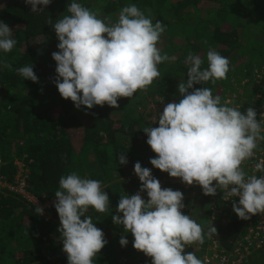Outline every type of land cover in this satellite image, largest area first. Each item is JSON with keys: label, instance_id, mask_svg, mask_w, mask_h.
<instances>
[{"label": "trees", "instance_id": "obj_1", "mask_svg": "<svg viewBox=\"0 0 264 264\" xmlns=\"http://www.w3.org/2000/svg\"><path fill=\"white\" fill-rule=\"evenodd\" d=\"M71 2L52 0L46 7L39 6L44 11L33 13L25 0H0V21L9 25L17 40L11 52L0 50V178L12 183L16 170L18 175L14 162H21L26 170L24 187L43 200L55 199L59 178L71 172L101 181L112 209L99 213L90 208L87 213L108 241L94 264H152L151 257L133 247L132 234L124 233L123 226L112 221L120 197L139 191L141 182L134 173L139 161L152 170L162 188L184 194L182 213L206 233L200 250L195 251L197 258L202 259L205 252L211 224L217 229L212 236L230 249L248 227L233 211L232 200L223 202L221 190L216 196L204 195L200 186H184L180 178L151 165L150 158L156 154L146 143L143 128L157 127L164 105L181 98L177 85L187 79L188 53L199 55L206 68L209 48L229 60L228 78L194 87L211 88L222 102L230 100V106L242 112L251 106L259 119L260 108H264V0H75L113 22L130 4L145 15L150 10L153 23L159 20L166 26L157 45L161 54L174 58L158 65L161 76L147 91L120 98L119 108L105 105L92 109H77L70 99L61 97L53 83L56 62L51 53L58 51L59 41L47 23L68 15L66 8ZM30 63L39 82L24 80L15 71ZM121 152L126 154V165L119 164ZM170 179L177 181L171 183ZM141 195L148 198L146 192ZM35 208L19 194L0 189V264H68L54 205L48 210L51 218L36 214ZM121 235L128 240L126 246L119 243ZM192 250L190 246L185 249Z\"/></svg>", "mask_w": 264, "mask_h": 264}, {"label": "clouds", "instance_id": "obj_2", "mask_svg": "<svg viewBox=\"0 0 264 264\" xmlns=\"http://www.w3.org/2000/svg\"><path fill=\"white\" fill-rule=\"evenodd\" d=\"M51 2L25 0L33 13L44 11L39 6ZM66 11L68 15L47 23L59 41L58 51L51 53L56 62L53 83L61 97L70 99L77 109L119 108L120 98L147 91L161 76L158 65L174 59L162 55L157 46L166 26L159 20L153 23L150 10L145 15L135 4L124 6L115 22L111 17L100 18L75 0ZM16 44L13 30L0 21V50L9 53ZM206 58L205 68L199 55L188 53L187 79L177 85L181 98L164 105L157 127L143 128L146 143L156 154L150 163L187 185L200 186L204 195L215 196L221 190L225 200H232L238 218L247 220L264 213V161L253 169L262 173L259 177L248 175L242 168L264 141V120L257 119V111L251 106L242 112L230 106V100L222 102L211 88L194 87L228 78L230 62L226 57L209 48ZM4 67L11 69L12 65ZM15 71L24 80L39 82L32 63ZM118 161L120 165L128 163L125 152L118 154ZM134 173L141 182L139 191L120 197L113 223L132 234L133 247L151 257L152 264H206L194 252H185L186 247L203 244L206 233L182 213L184 194L162 188L152 170L139 161L134 164ZM145 192L147 199L141 195ZM54 195L60 221L57 231L68 264H94L108 241L87 213L90 208L99 213L112 209L102 182L71 172L59 178V190ZM43 212L36 202L35 213ZM216 233V227L209 225L207 235ZM119 243L126 246L128 240L121 235Z\"/></svg>", "mask_w": 264, "mask_h": 264}, {"label": "built area", "instance_id": "obj_3", "mask_svg": "<svg viewBox=\"0 0 264 264\" xmlns=\"http://www.w3.org/2000/svg\"><path fill=\"white\" fill-rule=\"evenodd\" d=\"M264 113V108H260V114ZM260 120H264V116H259ZM264 161V141L259 143L258 148L255 150V155L246 160L242 164L243 170L248 174L257 175L258 172H253L255 165L258 162ZM14 164L18 165V175H16L12 183H8L0 178V189H8L15 194H19L28 203L36 207V202L44 209L43 216L51 218V212L48 210L54 205L55 199L43 200L39 199L36 195L30 193L24 187V180L26 178V170L21 162L15 160ZM245 164V166H243ZM251 166V168H249ZM262 173L259 174V176ZM258 176V177H259ZM171 183H176L177 179H170ZM184 186L185 183H182ZM219 191V189H218ZM216 196V195H215ZM238 198V197H237ZM215 197H213L214 201ZM224 199V198H223ZM225 200L223 202H227ZM247 230L244 235L234 244L230 249H226L222 244L212 236H208L206 241V249L201 260L206 264H264V213L251 216L247 219ZM192 252L200 250V244H193Z\"/></svg>", "mask_w": 264, "mask_h": 264}, {"label": "rangeland", "instance_id": "obj_4", "mask_svg": "<svg viewBox=\"0 0 264 264\" xmlns=\"http://www.w3.org/2000/svg\"><path fill=\"white\" fill-rule=\"evenodd\" d=\"M262 70V69H261ZM234 93H235V91H234ZM233 93V94H234ZM235 95H237L236 93H235ZM236 99H234V101H235ZM91 161H93V159L90 157L89 158ZM128 179V178H127ZM134 179H137V178H134ZM119 181V180H118ZM117 181V182H118ZM119 182H122V181H119ZM104 187H106V185H104V186H102V188H104ZM163 188H165V187H163ZM175 190H178V189H175ZM194 195H192L191 197H193ZM214 206H217L216 204L214 205ZM217 210H219V209H217ZM211 221V220H210ZM212 236V235H211ZM213 237V236H212ZM206 238H208V236L206 237ZM215 238V237H214ZM186 252V251H185ZM188 252H191V251H188Z\"/></svg>", "mask_w": 264, "mask_h": 264}]
</instances>
